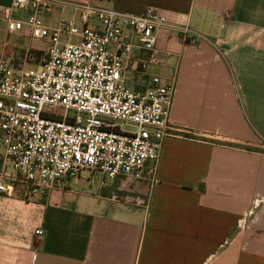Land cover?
<instances>
[{
	"label": "crops",
	"instance_id": "obj_1",
	"mask_svg": "<svg viewBox=\"0 0 264 264\" xmlns=\"http://www.w3.org/2000/svg\"><path fill=\"white\" fill-rule=\"evenodd\" d=\"M62 1L166 13L174 26L158 33L163 61L152 73L173 81L178 71L174 135L154 185L118 177L102 186L86 171L46 191L0 192V264H264V0ZM62 17L77 14L56 3L43 19ZM47 46L27 26L9 33L0 11V58L26 65ZM2 154L0 143V169Z\"/></svg>",
	"mask_w": 264,
	"mask_h": 264
},
{
	"label": "built area",
	"instance_id": "obj_2",
	"mask_svg": "<svg viewBox=\"0 0 264 264\" xmlns=\"http://www.w3.org/2000/svg\"><path fill=\"white\" fill-rule=\"evenodd\" d=\"M56 3L77 17L48 25L43 17ZM0 11L9 33L27 26L32 41H48L44 51L27 53L34 67L0 58V192L18 184L31 194L46 191L84 170L99 175L102 186L118 177L158 182L165 140L174 135L178 72L173 81L152 73L163 61L158 33L174 26L166 13L62 0H11ZM180 31L185 41L201 38L186 26Z\"/></svg>",
	"mask_w": 264,
	"mask_h": 264
},
{
	"label": "rangeland",
	"instance_id": "obj_3",
	"mask_svg": "<svg viewBox=\"0 0 264 264\" xmlns=\"http://www.w3.org/2000/svg\"><path fill=\"white\" fill-rule=\"evenodd\" d=\"M31 67H34V66H31ZM141 79H142V77H137L138 81H140ZM56 110H60V109H56ZM84 172H86V171L84 170Z\"/></svg>",
	"mask_w": 264,
	"mask_h": 264
}]
</instances>
